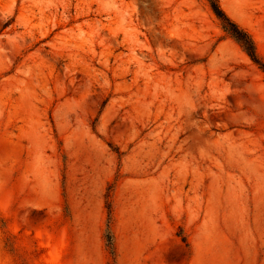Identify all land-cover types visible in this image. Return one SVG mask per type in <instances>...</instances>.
<instances>
[{"label": "rangeland", "instance_id": "obj_1", "mask_svg": "<svg viewBox=\"0 0 264 264\" xmlns=\"http://www.w3.org/2000/svg\"><path fill=\"white\" fill-rule=\"evenodd\" d=\"M0 0V264H264V0Z\"/></svg>", "mask_w": 264, "mask_h": 264}, {"label": "trees", "instance_id": "obj_2", "mask_svg": "<svg viewBox=\"0 0 264 264\" xmlns=\"http://www.w3.org/2000/svg\"><path fill=\"white\" fill-rule=\"evenodd\" d=\"M211 4V8L216 17L221 22V25L225 32H227L233 39H235L246 51V53L252 58L253 61L258 63L259 57L255 49L254 42L251 36L242 29L237 23L231 20L225 11L221 8L217 0H208Z\"/></svg>", "mask_w": 264, "mask_h": 264}]
</instances>
